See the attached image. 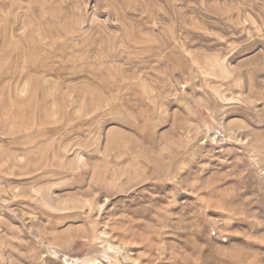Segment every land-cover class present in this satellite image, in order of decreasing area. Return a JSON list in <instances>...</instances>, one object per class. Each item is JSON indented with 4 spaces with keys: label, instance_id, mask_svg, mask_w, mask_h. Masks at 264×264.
Here are the masks:
<instances>
[{
    "label": "rangeland",
    "instance_id": "rangeland-1",
    "mask_svg": "<svg viewBox=\"0 0 264 264\" xmlns=\"http://www.w3.org/2000/svg\"><path fill=\"white\" fill-rule=\"evenodd\" d=\"M0 264H264V0H0Z\"/></svg>",
    "mask_w": 264,
    "mask_h": 264
}]
</instances>
